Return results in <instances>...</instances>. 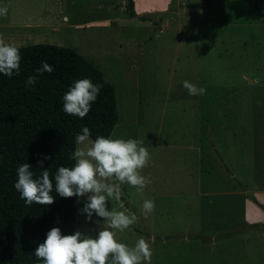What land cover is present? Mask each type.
<instances>
[{
  "label": "rangeland",
  "instance_id": "374dc122",
  "mask_svg": "<svg viewBox=\"0 0 264 264\" xmlns=\"http://www.w3.org/2000/svg\"><path fill=\"white\" fill-rule=\"evenodd\" d=\"M128 1L0 0V38L68 46L103 72L119 112L111 137L150 153L146 187L216 192L173 219L162 216L168 203L123 185L108 209L139 219L118 242L145 239L151 264H264V0H134V16ZM185 80L206 94L188 95ZM144 200L155 202L147 218ZM86 203L77 197L76 231L95 237Z\"/></svg>",
  "mask_w": 264,
  "mask_h": 264
},
{
  "label": "trees",
  "instance_id": "16d2710c",
  "mask_svg": "<svg viewBox=\"0 0 264 264\" xmlns=\"http://www.w3.org/2000/svg\"><path fill=\"white\" fill-rule=\"evenodd\" d=\"M126 10L131 16L136 14L134 0L128 1ZM18 48L20 74L11 79L0 74V264H42L34 251L53 227L64 235L75 233L77 197L63 198L53 191L52 205H26L14 187L18 166L29 163L39 176L38 160L51 156L44 165L51 175L59 166L71 167L75 136L82 127H88L93 138L109 137L119 112L113 84L74 48L49 43ZM43 60L54 71L38 76L36 85L26 89L25 80L36 74ZM83 78L102 89L91 111L80 119L63 112L62 97L74 81Z\"/></svg>",
  "mask_w": 264,
  "mask_h": 264
},
{
  "label": "clouds",
  "instance_id": "9594fccd",
  "mask_svg": "<svg viewBox=\"0 0 264 264\" xmlns=\"http://www.w3.org/2000/svg\"><path fill=\"white\" fill-rule=\"evenodd\" d=\"M8 7L0 6V17H7ZM22 56L20 49L12 43L0 38V74L11 79L21 71ZM35 69L34 75L25 80V87L31 90L38 82V76L51 74L54 68L43 60ZM183 88L190 96L206 94L204 87L197 86L188 80L183 81ZM102 85L93 83L90 78L73 82L62 97L63 112L85 118L91 106L97 101ZM75 150L70 159L71 167L59 166L54 175L50 169L44 168L51 156L38 160L40 175L35 176L32 165L20 164L17 168L15 189L26 205H52L55 203V191L60 197H85L87 203L81 210L87 220L92 222L95 215L98 234L93 237L77 230L74 234L64 235L59 227H53L43 243L34 251L37 260L42 264H151L152 251L150 244L143 238L134 246L118 242L116 234L128 229L138 221L135 214L128 215L125 211L108 209L107 202L119 201L122 186L134 187L143 193L151 179L141 171L151 160L150 153L139 139H123L97 135L92 137L88 127H82L75 136ZM55 181V184L53 183ZM155 210V202L144 200L142 212L147 218ZM103 221V223H101Z\"/></svg>",
  "mask_w": 264,
  "mask_h": 264
},
{
  "label": "crops",
  "instance_id": "0c3cea01",
  "mask_svg": "<svg viewBox=\"0 0 264 264\" xmlns=\"http://www.w3.org/2000/svg\"><path fill=\"white\" fill-rule=\"evenodd\" d=\"M0 27H2V26H0ZM174 188L175 187H170V186H148L144 190V191H147V192L149 191L150 193H153V194H151L149 196L150 199L158 201V202H160V204H163L165 202L168 203L170 205V208L167 211H165V212H164V209H162L163 210L162 216L164 215L165 217H173V219L174 218H176V219L179 218L180 214L183 213L181 211L177 212L176 209H175L176 207L181 208L180 205L183 204V203L184 204L185 203H192L193 205H192V208L190 207V209H193L194 203L198 199L199 196L205 197V196H209L210 194L216 193V192H213V190H209L208 187H204L202 185L201 186L197 185V186H193V187L192 186L191 187L179 186L178 188H181L182 191H188V192L191 191V194H187V195L178 194L177 193V192H179L178 190L174 194L173 193V192H175ZM184 188H192V189L191 190L190 189L185 190ZM194 192L196 194H193ZM124 199H125L126 202H128L127 196H124ZM193 211L194 210H192L191 213H193ZM253 220H254V222L255 221H259L258 216H254ZM151 233H153V232H151ZM150 237H151L152 240H155L153 238H156L153 235H151Z\"/></svg>",
  "mask_w": 264,
  "mask_h": 264
}]
</instances>
